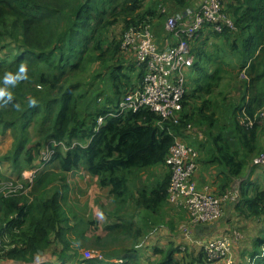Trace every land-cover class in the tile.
Listing matches in <instances>:
<instances>
[{
	"label": "trees",
	"instance_id": "trees-1",
	"mask_svg": "<svg viewBox=\"0 0 264 264\" xmlns=\"http://www.w3.org/2000/svg\"><path fill=\"white\" fill-rule=\"evenodd\" d=\"M144 1L79 0V7L69 14L67 8L72 7L71 0H57L52 6H43L39 0H21L16 4L14 0H0V23L7 17L14 16L18 25L22 26L27 47L26 51L12 60L0 61V77L7 71H17L21 63L28 66L29 78L12 88L13 101L0 107V129H17L22 132L16 142L15 156L25 154L26 161L37 166L39 160L35 164L31 153L35 147L44 145L45 148L53 142H63L66 149L57 146L52 162L58 161L63 173L84 167L91 176L100 179L103 187H111V194L123 203L130 194L129 174L138 169L164 165L172 144L178 137L190 135L186 127L193 126L189 121L192 117L184 114L188 106L190 82L183 100L179 124L163 122L150 109L128 112L118 117L110 116L118 108L120 95L128 94L142 81L144 70L136 68L129 61L127 53L132 52L122 49V41H114L104 49V35L119 17L132 18L128 22V28L149 20L155 35L154 16H138ZM176 1L185 4V0ZM158 11L157 16L167 13H162L160 8ZM224 11L232 18L235 30L214 33L216 38H223L224 45L216 46L213 52H204L203 49L198 51L193 69L199 78L194 79V91L212 93L222 82L224 74L237 71L232 64L234 61H238L241 72L246 70L249 76V81H245L249 86L248 91L252 89L250 76L254 83L264 77V0H227ZM118 57L127 60L128 65H120L110 75L113 99L109 101L108 98V103L97 106L101 101L99 98L97 104L94 102L85 113L82 112V95L78 96V86L68 84V80L73 75L84 72L88 65ZM203 64L206 66H202ZM131 68H134L133 71L139 69L136 77L138 83L133 81L129 72ZM203 82L207 85L206 89L200 86ZM31 83H36L45 93L35 106L28 104L29 97H35L39 92L36 88L28 90ZM2 86L0 80V87ZM16 102L21 104L20 110L12 106ZM263 105L264 92L253 97L247 94L239 109L241 118L243 110H246L249 117H253ZM36 116L40 118L36 125L40 130L41 142L27 149V127L37 121ZM100 117H105L106 121L98 127ZM208 119L212 121L211 117ZM241 121L242 119L237 118L234 121L232 141L221 136L214 137L209 145V148H215L214 152L209 156L211 151H207L209 158L225 166L235 180L242 178L245 167L243 155L253 156L256 151L260 127L259 123L248 127ZM18 123L21 125L18 126ZM45 178L44 170L36 176L33 186L46 187L48 183ZM170 179L171 172L152 188L149 197L145 191L142 192V202L139 204L151 212H158L163 203L168 201ZM53 181L56 178L49 180V183ZM67 189L68 186L65 185L64 194L58 192L44 199L36 197L31 203L28 200L24 206L20 205L21 199L17 196L7 199L0 195L1 212L5 217L17 213L6 224L0 215V250L2 249L5 259L18 264H58L46 255H41V252L49 246L52 234L56 235L64 247L69 245L64 235L65 230L60 227L67 221L63 215ZM247 204L252 215L258 217L264 214V192L248 200ZM115 228L117 226H111L109 230ZM121 230V236L127 237L131 242H135L141 235V229L134 231L129 221H123ZM257 246L259 249L264 247V238L258 240ZM124 251L123 260L132 259L137 253L136 249L126 248ZM176 251L172 247L166 251L155 249L157 254L162 255L158 264H182L175 259ZM178 251L182 252L180 248ZM252 258L262 259L258 264H264L259 250L253 253ZM198 261L200 264H213L207 261L204 251ZM89 264L102 263L90 260Z\"/></svg>",
	"mask_w": 264,
	"mask_h": 264
},
{
	"label": "rangeland",
	"instance_id": "rangeland-1",
	"mask_svg": "<svg viewBox=\"0 0 264 264\" xmlns=\"http://www.w3.org/2000/svg\"><path fill=\"white\" fill-rule=\"evenodd\" d=\"M20 1L21 0H14L15 4ZM39 1L43 6H52L57 2V0ZM201 1L202 0H185V4H181L176 0H145L138 16L139 18H144V16L153 15L154 23L160 21L163 30L167 32L165 28L166 22L169 18L168 16L178 13L182 14L192 7H198ZM71 2L72 7L67 8V13L69 14L79 7V0H71ZM160 6L166 8L167 13L162 16H157ZM225 6H227V0H223L224 9ZM134 17L137 18V16ZM130 20H132V18L119 17L117 19L115 25L111 26L104 35V49L114 41H122ZM16 21L17 19L14 16H9L4 22L0 23V61L2 62L10 61L27 50L22 33V26L18 25ZM203 35L204 33H201L199 37ZM210 36L211 37L206 46L201 47L203 44L197 43L198 45L192 47V55L195 58L198 51L201 49H203L204 52H213L216 46L224 45L223 38H216L214 34H210ZM237 62L238 61H234L232 63L233 66L237 68V71L224 74L222 82L218 87L214 88L210 94H207L204 90L199 92L194 91L196 88V82L194 79L199 78V75L194 73L193 69L186 71L187 76H191V84L189 83V95L187 98L188 106L186 110H184V114L187 113L192 117L189 121L193 124L194 131L192 132V135H184L182 140L195 147L199 153L200 150H208L210 140L212 141V138L214 137L221 136L225 139L229 138L230 141H232V134L235 130L234 121L236 118L238 120L241 119L239 109L244 102V98L247 94H250V96L253 97L259 92H264V77L254 83L252 76H250V88L252 89L251 91H248V83L240 78L241 69ZM125 64L128 65V62L122 57L109 59L105 62L101 61L88 65L84 72L70 77L68 84H76L78 86V96L80 97L82 95V98L80 99V108L82 112L85 113L86 109L91 104H94V102L97 104L99 98L101 101H99L97 106H102L105 103H108L111 98L113 99L111 84L112 76L110 75L113 70L116 71L120 65ZM202 66L206 65L203 64ZM133 69L134 68H131L129 72L133 81L138 83L139 80L137 81L136 77L139 74V69L134 71ZM200 86L202 89L207 88V85L204 84V82L201 83ZM34 89L39 91L35 97L37 100H40L45 94L44 90H42V88L36 83L28 85L29 91H33ZM124 96L125 94H122L118 99L120 100ZM108 98H110L109 101ZM209 117L212 118V121L208 119ZM38 120H40V118L38 119L36 116V122L27 127L29 135L28 143L26 145L27 149H31L32 146L34 147L41 142L40 130H38V126L36 125ZM20 125L18 123V126ZM258 125L260 126L259 133L264 134V121H261ZM200 134L203 135L204 138L199 142L198 136ZM21 136L22 132L17 129H8L5 131L0 129V195L7 199L11 198L12 196L4 195L8 189L13 186L22 185L24 190L22 189L20 195H17V197L21 199L20 205L24 206L28 200L33 202L36 197L44 199L50 198L58 192L59 194H64L63 188L65 185L69 186V183L67 182L69 180L67 179V174L60 170L58 161L51 162L45 169V180L48 183L46 187L42 188L41 186L35 185L27 191V195L24 194L25 190L29 187L28 181L30 182L32 180L33 172L38 166H33L28 163L25 154L19 155L18 157L15 156L16 142ZM191 138H195V141H189ZM43 148L44 145L41 147H35V149L32 150L31 153L33 155V160H35V164L40 160L44 150ZM54 148V144L50 145V149ZM263 152L264 151L261 150L256 153V155H250L249 158L253 161L255 156ZM212 154L213 153L209 156ZM169 173V168L166 171L163 170V172H161L160 170L151 167L131 172L128 177L130 194L125 203L117 201L112 194L111 195L114 199L109 196L102 197L101 200L96 202L95 206L88 205L86 208H83L82 203H80L78 207L76 206L75 209H72L71 205H69V201L67 204L64 203L63 215L67 221L62 223L60 227L64 228V235H66L69 245L64 247L56 235L52 234L50 237V244L45 248L42 254L46 255L52 262H58V264H89L90 260L102 264H133L122 259L125 252L124 250L131 243V240L123 235L121 236V226L124 219L130 218L135 212V210L133 211L135 181L142 176H154L157 174V180L158 182H161ZM53 178H56V181L49 183V180H52ZM35 179L36 177L33 182ZM237 181L238 180L234 181L233 185L238 183ZM75 193L80 194V190H75ZM98 205L102 206L97 207ZM1 209L2 203L0 201V215L3 217L5 224L14 219L17 214L13 213L5 217L4 213L1 212ZM83 219L87 220L86 223L82 221ZM89 219H95L98 221H94L91 224L88 222ZM111 226H117V228L109 230ZM70 228L73 229L71 230ZM238 230L242 233L240 229ZM232 232L233 230L230 233L232 234ZM231 234L229 236H231ZM1 250L0 264H10L9 260L4 258V253ZM263 250V248L259 249L260 252H263ZM147 259L150 258H144V260ZM261 262L262 259L257 260V264ZM152 263L153 262H149V264Z\"/></svg>",
	"mask_w": 264,
	"mask_h": 264
},
{
	"label": "built area",
	"instance_id": "built-area-1",
	"mask_svg": "<svg viewBox=\"0 0 264 264\" xmlns=\"http://www.w3.org/2000/svg\"><path fill=\"white\" fill-rule=\"evenodd\" d=\"M160 10L162 13L167 12L163 6ZM206 29L218 34L227 29L235 30L232 18L224 11L223 0H202L198 7H192L184 14L169 16L166 30L177 39L176 45L169 48L162 49L157 45L149 20L129 27L122 39V49L134 54L137 66L144 70V77L137 87L121 99L116 112L110 116L118 117L128 112L150 109L163 122L179 124L183 100L187 94L186 71L193 69L195 64L191 44ZM240 78L249 81L246 70L240 73ZM241 119L242 124L248 127L260 123L264 120V105L253 117H249L246 110H243ZM105 121V117H100L98 127ZM186 130L192 134L194 128L188 125ZM53 144L55 148L61 146L66 149L63 142H53L51 145ZM55 148L50 149V145L44 148L38 168L34 170L32 180L28 181L29 187L24 194L27 195V191L33 187L34 178L52 162ZM198 161L199 151L180 139H176L172 144L165 161L171 172L168 202L187 212L189 220L181 225V231L185 239L193 244V227L220 220L227 204H240L242 199V180H238V183L220 196L213 195L207 188L199 190L195 181ZM253 166L264 169V152L253 160ZM22 189L24 190L22 185L13 186L4 195L17 196ZM242 237L239 230H233L231 236L202 244L207 261L213 264H236L231 256L232 247L234 242L240 241ZM261 258H264V250L261 252Z\"/></svg>",
	"mask_w": 264,
	"mask_h": 264
},
{
	"label": "crops",
	"instance_id": "crops-1",
	"mask_svg": "<svg viewBox=\"0 0 264 264\" xmlns=\"http://www.w3.org/2000/svg\"><path fill=\"white\" fill-rule=\"evenodd\" d=\"M203 33V36L199 37V39L197 38L198 42H192L191 50L193 46L195 47L198 44H207L211 37L210 34H214L211 29H206ZM155 41L162 49L169 48L177 43L175 35L168 31L165 32L160 21L155 22ZM201 47L203 46L201 45ZM127 54L129 55V61H132L133 65L138 68L134 54ZM193 72L196 73L194 69ZM190 79L191 76L188 77V81L191 83ZM203 138L204 136L200 134L198 141H202ZM177 139L182 138L178 137ZM194 139L191 138L189 141H195ZM214 149L213 147L208 148L211 153L214 152ZM208 150H200L195 181L199 190H205L207 188L213 195H222L236 180L230 176L225 166L217 161H212L207 156ZM261 150L264 151L263 133H259L257 148L254 154L256 155ZM242 159L245 163L241 178L243 201L240 204H227L220 220L193 227L191 231L195 240L194 244L188 242L181 231V225L187 223L189 220L187 212L172 206L168 201L163 203L158 212H151L139 204L142 192L145 191L149 197L152 188L160 183L157 180L158 175L155 174L154 176L150 175L138 178L135 181L133 201L135 216L132 215L128 219L125 218L124 222L129 221L134 231L141 229V235L135 242H131L128 245V249H136L137 253L134 258L127 261L133 264H149V262L158 264L162 259V255L157 254L155 249L166 251L172 247L177 249L175 259L182 264H200L198 258L203 252L202 244L216 238L229 236L232 230L238 228L242 231L243 238L240 241L234 242L231 256L236 264H256L257 260H253L252 255L255 251L259 250L257 246L258 240L263 239L264 236V214L258 217L252 215L247 201L254 199L258 193L264 192V169L253 166L252 160L247 154L245 156L243 155ZM151 168L160 170L161 172L168 169L166 164ZM66 174L69 180L67 181L69 186L64 203L67 204L69 201L72 209H75L76 206L78 207L80 203H82L83 208H86L88 205L95 206L96 202L101 200L102 197L109 196L114 199L111 195V187H103L100 179L91 176L84 167ZM77 189L80 190V194L75 193ZM101 206L98 205L97 207ZM82 221L86 223L87 220L83 219ZM94 221L98 220H88L91 224ZM178 248L182 252L178 251ZM41 255H43L42 252ZM145 257L150 259L144 260ZM9 262L10 264L18 263L11 260Z\"/></svg>",
	"mask_w": 264,
	"mask_h": 264
},
{
	"label": "clouds",
	"instance_id": "clouds-1",
	"mask_svg": "<svg viewBox=\"0 0 264 264\" xmlns=\"http://www.w3.org/2000/svg\"><path fill=\"white\" fill-rule=\"evenodd\" d=\"M28 78V66L25 63H21L17 71H7L0 77L3 84V86L0 87V107L6 106L13 101L14 93L11 89ZM37 103L38 100L35 97H29V105L35 106ZM12 106L17 110H20L22 107L19 102L13 103Z\"/></svg>",
	"mask_w": 264,
	"mask_h": 264
}]
</instances>
